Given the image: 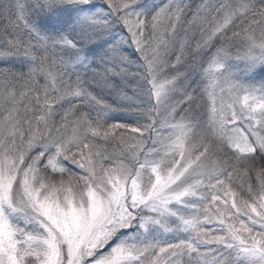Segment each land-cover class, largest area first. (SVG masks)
<instances>
[{"label": "snow or ice", "instance_id": "snow-or-ice-1", "mask_svg": "<svg viewBox=\"0 0 264 264\" xmlns=\"http://www.w3.org/2000/svg\"><path fill=\"white\" fill-rule=\"evenodd\" d=\"M0 264H264V0H0Z\"/></svg>", "mask_w": 264, "mask_h": 264}, {"label": "rangeland", "instance_id": "rangeland-1", "mask_svg": "<svg viewBox=\"0 0 264 264\" xmlns=\"http://www.w3.org/2000/svg\"><path fill=\"white\" fill-rule=\"evenodd\" d=\"M197 2H198V0H197Z\"/></svg>", "mask_w": 264, "mask_h": 264}]
</instances>
